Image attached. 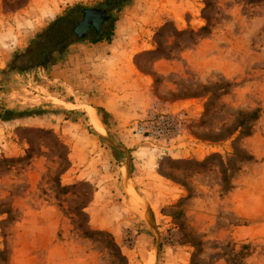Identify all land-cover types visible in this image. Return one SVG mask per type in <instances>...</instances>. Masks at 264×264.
Listing matches in <instances>:
<instances>
[{
    "label": "rangeland",
    "instance_id": "1",
    "mask_svg": "<svg viewBox=\"0 0 264 264\" xmlns=\"http://www.w3.org/2000/svg\"><path fill=\"white\" fill-rule=\"evenodd\" d=\"M105 2L0 0V264H264V0H132L99 42L9 72ZM153 114L171 122L140 134Z\"/></svg>",
    "mask_w": 264,
    "mask_h": 264
},
{
    "label": "trees",
    "instance_id": "2",
    "mask_svg": "<svg viewBox=\"0 0 264 264\" xmlns=\"http://www.w3.org/2000/svg\"><path fill=\"white\" fill-rule=\"evenodd\" d=\"M109 2H111L110 19L105 23V25L103 26V28L99 34H97V32L95 35L91 34V38H93L94 42H99L101 39H103L104 36H106V34H108L112 30L113 22L115 21L114 17H113L114 12L122 9L123 7H125L129 4H131L132 0H106V2L100 6H104ZM80 12H81V10L79 11V13ZM71 14H74V12H71L70 14H68L66 16L59 17L57 20H55L53 22V24L48 28V30L44 34L46 35L50 31H52L53 33L56 31H60V32L64 31V33L69 35L72 32L73 27L77 24V22H79V21L72 19ZM166 27H167V25L163 26L159 30V32L157 33L158 36L162 35V33L165 31ZM207 30H208V26H205V27L201 28L200 32L207 31ZM177 33L179 36H182L184 34V32H177ZM58 36L59 35H57L55 37V39H58ZM85 39L87 40L88 38H85ZM52 43H54V42H52ZM39 45H40V47H42V44H39ZM158 51L159 50H156V52H158ZM145 54H151V52H146ZM97 110L99 112V116H100L102 123L106 127H108V123L112 119L111 114H109L103 108H98ZM9 115H11V114H9ZM0 118H1V116H0ZM257 118H258V111H252V112L240 111V112H238L237 119H236V126L234 128V131L231 134H234V132L239 131L245 137L250 136L252 133V127L249 126L248 123L257 120ZM113 151H114V157H116L118 160H120L119 155H117V153L115 152L116 150L114 149ZM235 158L239 162L251 161L253 159L252 156L246 155L243 153H241V154L236 153ZM232 167H234V166H232ZM222 175H223V182L226 185V187H228V185L230 184L229 182H230L231 176L228 174L226 169L222 170ZM68 190H69L68 187H61V191L63 192V194L68 193ZM81 213H82V211H81ZM1 214H8L9 220H11V211L10 210H4ZM83 215H85V214L83 213ZM85 235L89 238H93L96 235H106L109 238V241L107 242V248H109L110 250H116L120 254V249L117 246V244L114 240V237L110 233L102 232V231L88 230L87 232H85ZM121 257L123 260H125L124 256L121 255ZM0 258L3 261L5 260V252L4 251H0Z\"/></svg>",
    "mask_w": 264,
    "mask_h": 264
},
{
    "label": "flooded vegetation",
    "instance_id": "3",
    "mask_svg": "<svg viewBox=\"0 0 264 264\" xmlns=\"http://www.w3.org/2000/svg\"><path fill=\"white\" fill-rule=\"evenodd\" d=\"M71 16H73V14H71ZM79 22H77L70 33L73 34V37L75 36L76 38H79V40H86L85 38H90L91 34H96L95 30H89L85 38L80 36L77 31ZM57 35H59L58 39H55ZM71 41H73V39L71 38L69 40V36L64 33V31H56L54 33L50 31L46 35L43 34L39 42H41L42 46L44 45L46 48H42L40 45L34 48L31 47L28 48L26 52L15 56L9 65V72L13 74L16 71L18 74H21L25 69L45 68L53 61L56 50L59 47L66 49L71 43H73Z\"/></svg>",
    "mask_w": 264,
    "mask_h": 264
},
{
    "label": "water",
    "instance_id": "4",
    "mask_svg": "<svg viewBox=\"0 0 264 264\" xmlns=\"http://www.w3.org/2000/svg\"><path fill=\"white\" fill-rule=\"evenodd\" d=\"M110 8L111 2L104 6L82 9L77 16L80 21L77 26L80 36L85 38L89 30H95L99 34L110 19Z\"/></svg>",
    "mask_w": 264,
    "mask_h": 264
},
{
    "label": "built area",
    "instance_id": "5",
    "mask_svg": "<svg viewBox=\"0 0 264 264\" xmlns=\"http://www.w3.org/2000/svg\"><path fill=\"white\" fill-rule=\"evenodd\" d=\"M169 122H171L170 118L164 115L153 114L148 118L147 123L139 127V133L146 136L147 134L154 132L155 129L160 135L164 132V127L168 125ZM152 127L154 129H152Z\"/></svg>",
    "mask_w": 264,
    "mask_h": 264
},
{
    "label": "bare ground",
    "instance_id": "6",
    "mask_svg": "<svg viewBox=\"0 0 264 264\" xmlns=\"http://www.w3.org/2000/svg\"><path fill=\"white\" fill-rule=\"evenodd\" d=\"M91 112V116L93 118V121H94V126L95 128L101 132V133H105V129H104V126L102 125V123L100 122V120L97 118L96 114L94 113L93 110H90Z\"/></svg>",
    "mask_w": 264,
    "mask_h": 264
}]
</instances>
